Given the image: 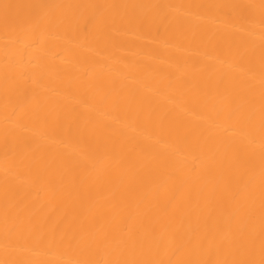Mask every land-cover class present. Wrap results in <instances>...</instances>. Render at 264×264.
<instances>
[{
	"label": "bare ground",
	"instance_id": "6f19581e",
	"mask_svg": "<svg viewBox=\"0 0 264 264\" xmlns=\"http://www.w3.org/2000/svg\"><path fill=\"white\" fill-rule=\"evenodd\" d=\"M0 264H264V0H0Z\"/></svg>",
	"mask_w": 264,
	"mask_h": 264
}]
</instances>
